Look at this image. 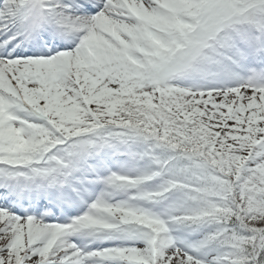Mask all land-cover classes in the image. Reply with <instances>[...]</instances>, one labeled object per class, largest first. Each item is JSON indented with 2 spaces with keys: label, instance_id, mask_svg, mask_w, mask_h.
Listing matches in <instances>:
<instances>
[{
  "label": "snow or ice",
  "instance_id": "snow-or-ice-1",
  "mask_svg": "<svg viewBox=\"0 0 264 264\" xmlns=\"http://www.w3.org/2000/svg\"><path fill=\"white\" fill-rule=\"evenodd\" d=\"M0 264H264V0H0Z\"/></svg>",
  "mask_w": 264,
  "mask_h": 264
}]
</instances>
